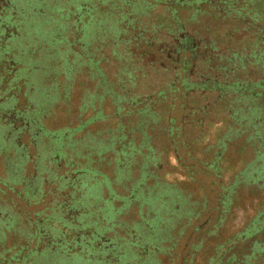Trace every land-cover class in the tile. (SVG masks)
<instances>
[{
	"label": "rangeland",
	"instance_id": "rangeland-1",
	"mask_svg": "<svg viewBox=\"0 0 264 264\" xmlns=\"http://www.w3.org/2000/svg\"><path fill=\"white\" fill-rule=\"evenodd\" d=\"M208 1L200 4L198 16L202 25L185 21L191 13L187 9L178 11L183 15L185 31L190 35L195 34V38L205 35L209 38L211 34L215 38L224 28L234 30L233 20L223 23L210 15ZM105 2L20 0L16 11L0 20V34L22 42L14 49L22 53V63L24 66L26 63L28 68L26 75L20 76L15 82H11L7 75L4 79L6 92L18 93V99H14L10 112L4 115V119L15 129L10 138L0 141V150L1 146L4 148L9 145L25 151V155L18 165L13 161L12 154L0 152V219L9 226L8 230L0 232V261L3 257L6 260L11 258V262L15 259V256L9 257L10 253L22 245L26 246L27 235L37 229V221L48 214V208L54 202H73L79 195L78 192L74 197L72 191L65 194L64 189H57L58 183L55 185V181L52 182L55 173L66 172H32L28 166V155L35 153L32 145L49 153L51 165V158L56 152L65 154L61 142L43 140L47 129L52 137L60 134V139L67 133V147L75 161L72 168H78L79 165L87 167L86 178L92 183L81 198L86 210L83 218L75 219L73 214H67L57 221L56 228L60 227L59 236L62 237L60 243H64V240H81L90 233L94 239L90 245H69L66 242L64 247L50 240V246L53 249L59 247L61 251L37 264H233L234 250L240 247L234 264H244V257L253 248L252 244H248L252 233H259L254 242L255 249L264 240V211L256 216L245 231L233 238L228 227H225L226 220L221 222L230 214L233 217L231 223L237 222L241 228L246 223V216L252 217L264 204L263 191L255 193L264 188V119L254 123V117L264 115V107L253 109L248 120H245L246 112L238 119L233 117L226 126L229 116H235L230 114L234 104L229 108L225 106L227 103L217 102L214 107H207V115L201 112L186 117L179 105V93L171 113L175 125L183 127L176 137L177 154L174 155L166 136H163L165 130L155 129L151 133V144L155 146L158 158L156 168L150 166V172L144 168L141 174L140 164H131L128 172L119 162L118 172H114V153L97 155L93 149L94 141L89 149L87 143L86 146L82 144V139L89 133L91 139L105 142L109 137L106 128L115 122V119L108 117L113 106L112 98L103 89L105 81L116 93L122 94L130 88V94L141 96L151 94L150 86L157 90L163 81H169L170 74L163 73L158 66L153 69L144 67L151 60L149 56L143 58L141 64L136 58L133 60L135 65L128 63L123 56L128 57L120 39L121 34L125 33L123 27L127 24L137 23L135 26L138 25L140 30L151 31L159 23L155 16L162 14L168 17L171 9L156 0H133L126 11H123L124 7L118 6L108 9L109 5ZM146 9L151 10L141 14ZM260 22L264 23V19ZM173 25L172 21L166 20L160 27V33L165 34L166 29ZM230 25L231 29L226 27ZM25 30L27 33L23 34ZM81 33L82 36H79ZM135 33L134 27H130L125 37L130 40L129 36L135 37ZM234 41L236 38L233 37L231 44L224 40L218 45L224 48L236 46ZM132 51L136 56L135 50ZM88 65H92L93 69L89 70ZM14 67L18 68L19 65L15 64ZM63 69H68L70 73L67 71L66 76ZM144 72L149 74L143 77ZM131 76L137 78L133 85ZM122 77H128L129 82L120 83ZM258 77L254 67L250 66L241 79L256 81ZM243 88L250 102L260 100L264 104L263 84L246 82ZM214 94L206 92L204 97L200 96L201 103L210 102ZM84 95L91 96L89 110H102L103 114L88 122L82 130L73 132L72 129L81 125L90 115L88 112L79 117L77 112ZM248 104L245 106L247 112ZM156 109L159 110L158 107ZM199 115L201 121L196 119ZM194 120L198 123H194ZM29 129L38 132L36 139L25 135ZM219 138L220 141L223 138V141L230 142L218 146ZM256 142L263 151L260 155L255 153ZM244 144L247 145L245 155L237 156L236 149L241 154ZM136 153L134 149V158ZM215 153L219 159H216ZM254 154L256 166L252 165L251 168H255V171L238 172L246 167ZM121 155L124 160L130 156L126 153ZM4 169H16L19 172H2ZM62 170L60 168L59 171ZM14 177L21 182L13 185L11 179ZM24 184L34 187L37 195L32 197V193L25 194ZM127 196L145 199L149 206H140V202L135 200L129 205ZM222 197L223 205L220 201ZM195 205L203 206L197 216L191 210ZM103 217L105 221L101 219ZM182 217L191 219L177 237L178 226L187 221ZM2 226L0 223L1 229ZM34 244L33 241L29 247ZM224 248L228 249L226 254ZM32 254L28 253V258ZM248 259L246 257V261ZM262 259L258 257L255 264H262Z\"/></svg>",
	"mask_w": 264,
	"mask_h": 264
},
{
	"label": "trees",
	"instance_id": "trees-1",
	"mask_svg": "<svg viewBox=\"0 0 264 264\" xmlns=\"http://www.w3.org/2000/svg\"><path fill=\"white\" fill-rule=\"evenodd\" d=\"M156 1L159 2V4L163 3L167 8L171 9L168 17L162 14L155 16V20L159 21V23H156V26L153 25L154 27H152L151 31L144 32L140 30L138 25L135 26L137 23L127 24L125 28L123 27L125 33L128 28L134 27V31H136L134 34L135 37H133V35L129 36L130 40H127L124 33L121 34L122 36L120 40L122 41L123 48L128 57L125 55L123 56L128 63L131 62L132 66L135 65L133 60L136 58L139 64H141L140 62H142L143 58L149 56L151 60L149 61V64L144 67L153 69L154 66H158L163 73L165 72L167 75L170 74L168 75V78L170 76L169 81L166 83L163 81L161 83L162 85H159L160 87L157 90H153L150 86L152 90L151 94L147 93L143 96L130 94V88L122 94L116 93V91H113L111 86L105 81L103 89L105 94L110 95V98H112L111 104L113 106L109 112L110 115H106V117L108 116L112 120L115 119V122L113 125L106 128V133L109 137L105 142L91 139L89 133L85 134L82 139V144L86 146L87 143L89 149L93 146L92 140L94 141L93 149L97 151V155H103L106 152L114 153V172H118L117 167L119 166V162H121L120 165L126 167L128 172H130L129 167L131 164L134 166L140 164L139 172H141V174H143L142 170L144 168H147L146 170L148 171L151 170L150 166L153 169L156 168L158 158L155 152V146L151 144V133L152 131H155V129L165 130V135L163 136L167 137H165V139L167 140L169 147L175 151H173L174 155L177 154L178 141L176 137L182 132L183 127L175 125V118L171 116V113L175 107L174 102L178 98L179 93V105L186 117L192 114L198 115L201 114V112L207 115L209 113L207 107H214L217 102L227 103L225 106H229V108H232V105L234 104L230 114L235 116H229V121L226 123V126L231 123L233 117L238 119L239 116H243L246 112L247 116H245V120H248L249 116L252 115L253 109L261 108V106L264 107V104L260 103V100L250 102V100L244 95L243 88L246 82L251 84L258 82L264 85V23L260 22L264 19V0ZM206 1L209 2L207 8L210 11V15L215 18L216 21L223 23L232 22L233 20L235 22L233 23L235 25L234 30L229 31L227 28H224L221 34L215 37L216 39L213 38L212 34L211 36L209 35V38H207L206 35L205 37L195 38V34L190 35L185 31V21L195 23L198 26L202 25L198 12L200 11V4H203ZM132 2L133 0H106L105 3L109 5L108 9L118 6L119 8L124 7L123 11H126L131 7ZM259 7L261 8L258 11L257 8ZM179 9H187V11L191 12H189L190 14H188L189 16L185 21L182 19L183 15L178 13ZM150 10L146 9L141 14L148 13ZM166 20L172 21L174 25L173 27H168L165 34H161L160 27ZM226 27L231 29V25L230 27ZM148 32L149 35L147 34ZM162 35L166 38H163ZM231 36L236 38V41H234V43L237 44L236 46L231 45L228 48H224L218 45V43L224 40L231 44V38H233ZM132 50H135L137 53L136 56ZM250 66L254 67L255 73L259 76L256 81L241 79ZM65 67L66 66H64V68ZM138 68H140V66H138ZM67 71L70 73L68 69H66V72ZM197 71H199V73H197ZM148 74L149 72L147 74L144 72L142 73V76L144 77ZM136 79V77L134 79V77L131 76L132 85L135 83ZM128 82V77L120 78V83L124 84ZM206 92H214L215 94L210 102L201 103L202 101L199 97H204ZM261 98L262 96L260 99ZM247 104L249 107L248 112L245 108ZM90 106L91 96L84 95L78 105L77 112L79 117L86 115L88 112L90 115L88 119L81 123V125L72 129L73 132L80 129L82 130L88 122L96 120L98 117H102V110L97 112L93 108V110H89V108H91ZM157 107L159 110L156 109ZM261 118L263 120L264 115H261L260 118L254 117V120H256L254 123ZM196 119L199 121L202 120L200 115L196 116ZM194 123H198V121L194 120ZM55 136L58 137L60 134ZM63 137L68 143L67 133H65ZM218 140V146L225 142L223 141V138H221V141L220 138ZM227 142H230V140L225 143L227 144ZM77 143L79 144V141H77ZM182 144L185 146L188 145L187 142H182ZM115 145H118V147L115 148ZM121 145H123V148H121ZM148 147H150L151 150ZM246 147L247 145L244 144L240 150L241 154H238V149H236L237 156L245 155ZM134 149L138 152L136 153L137 156L135 158L132 154L134 153ZM262 152V148L257 143V150L255 153L260 155ZM121 153H126L130 156L129 158H127L128 156L125 157L124 160L121 158ZM216 153V159H219V156H217ZM255 155L256 154H254L246 167L238 172H254L255 170L253 169L255 168L252 169L251 166H256L254 164ZM95 172L100 171H97L96 169ZM262 191L264 194V188H262V190L258 189L255 193L260 194ZM84 195L85 193L82 194L81 197ZM127 197L129 205L135 200V202H140V206H142V204L149 206L147 202H145V199H137L133 196ZM146 197H148V195H146ZM220 201L222 203L223 197ZM123 204H125V201H123ZM198 206L199 205L196 207L195 205L194 209H191L194 211L195 216L200 214L203 207ZM195 211L199 212L195 213ZM262 211H264V204L252 217L250 215L246 216L248 221L246 220V223L243 224L241 228L237 222H233L234 224L231 223L233 217L230 216V214L225 217L221 224L226 220L227 226L225 227H228L230 235H232L231 237L233 238L236 237L238 233L245 231L250 224L254 222L256 216ZM182 218L187 221L178 226L177 235H175L177 237L181 235V232L183 233V229L188 225V222L191 219L188 217ZM62 219L63 218L60 220ZM262 229L264 231V228ZM57 230L59 229H56V231ZM257 233H252L250 236L248 244H252L253 248L251 253L244 257V264H255L258 257L263 258L262 264H264V257L262 256L264 255V240L260 242L258 248L255 249L254 247V242L259 236V233ZM172 237L175 238L174 236ZM212 239L214 240L215 238ZM174 242L175 241H173V243ZM240 248L234 250V263L237 261V254L241 250ZM223 250L226 251L225 254L228 251L227 248H224ZM246 257H249L247 261ZM15 258H17V256H15Z\"/></svg>",
	"mask_w": 264,
	"mask_h": 264
},
{
	"label": "flooded vegetation",
	"instance_id": "flooded-vegetation-1",
	"mask_svg": "<svg viewBox=\"0 0 264 264\" xmlns=\"http://www.w3.org/2000/svg\"><path fill=\"white\" fill-rule=\"evenodd\" d=\"M20 3V0H0V20L2 17L6 15H10L16 11L18 8V4ZM27 30L22 31L23 34H26ZM15 32V31H14ZM79 36H82V33L79 34ZM22 44V42L18 40H13L10 38H7L6 36L0 34V141L6 140L10 138L14 134V129L10 124L7 122V120L4 119V115L8 114L12 107V102L14 99H18V93L14 94L12 91L6 92V87L4 85V79L6 78V75L9 76L10 81H17L20 76L26 75V66H24V63H22L23 55L22 53L19 54L18 51L14 49V47H18ZM19 65V67L15 68L14 65ZM89 70H92V65L87 66ZM5 71L4 74H1V72ZM63 73L67 76L68 73L63 69ZM69 77V76H68ZM24 78V77H22ZM11 90V88H10ZM42 102V101H40ZM39 102V103H40ZM78 108V106H77ZM30 130V129H29ZM47 133L44 131L45 135L43 136V140L46 142L47 140L51 141L52 139L56 142H61L63 145V149L65 150V154H60L59 152H56L54 154V157L51 159L53 160V164H50L49 159V153L47 151H42L37 149L35 145H32L33 148H35V153L33 155H28L30 159V163H28V166L32 168V172H66L64 174L55 173L52 178V182L55 181V185L58 183H62L61 181H71L72 184L68 186H63V191L65 194L72 191V193L79 192V195L73 202H67V203H61V202H54V205L50 208H48V214L42 220L37 221V229L33 230L32 233H29L27 235V240L25 241L26 246L22 245L20 249L14 250L11 256H17V258L12 259L14 263L11 262V258L6 260L5 257L2 258L3 264H37L44 262L46 258L56 256V252L58 253L61 251L59 247L65 246L66 244L73 245V244H79V245H90L93 241V235L90 233L85 238L81 240L72 239L71 241L64 240V243H60L62 240V237L59 236L58 231L60 230L57 227V221H59L61 218L66 217L67 214H73L75 219H82L83 216L86 213L84 204L81 200V195L88 192V187H86V184H89V179L86 178L88 175V168L79 165L78 168L73 169V165L75 164V161L73 159V156L69 153V148L67 147V142L65 143V139H60V136L52 137L49 130L45 129ZM26 136H29V138L36 139L38 132L35 129H32L28 131V133H25ZM29 141V140H28ZM48 144V143H46ZM36 150L40 151L37 152ZM6 152L10 153L13 156V161H16L18 165L21 164L22 159L24 158L25 151L18 149L14 146L5 145L4 148L1 146L0 152ZM37 152V153H36ZM16 164V163H15ZM16 164V165H17ZM60 168H63L62 171H59ZM2 172H19L16 169L9 170L4 169ZM15 185L17 182H21V180L17 179L16 177L11 179ZM28 183V181L26 182ZM24 186L25 194L29 195L32 193V197L34 195H37V192H34L35 188L32 186ZM85 186V187H84ZM11 189L13 190V186H11ZM31 195V194H30ZM103 221H105V218H101ZM4 220L0 219V223L4 226L3 229L0 227V232H2L4 229L8 230L9 226L5 225ZM42 222H48L46 225L52 229V232L46 233L41 235L40 229L42 227ZM56 229H59L56 231ZM56 231V232H55ZM50 240L55 241V243L59 246L56 249H53L52 246H50ZM35 242V244L32 247L31 243ZM67 242V243H66ZM66 243V244H65ZM32 252V257L28 258V253ZM5 258V259H4ZM59 262V259H58Z\"/></svg>",
	"mask_w": 264,
	"mask_h": 264
},
{
	"label": "water",
	"instance_id": "water-1",
	"mask_svg": "<svg viewBox=\"0 0 264 264\" xmlns=\"http://www.w3.org/2000/svg\"><path fill=\"white\" fill-rule=\"evenodd\" d=\"M62 183H59L58 185H57V189L58 190H63V186H68V185H70V184H72V182L71 181H61ZM88 183H90V181L88 182ZM92 186V183H90V185L89 184H86V187H88V191H89V189H90V187ZM85 187V186H84ZM87 192V191H86ZM48 222H42V227H41V229H40V234L41 235H43V234H46V233H51L52 232V229H50V227H48V225H46Z\"/></svg>",
	"mask_w": 264,
	"mask_h": 264
},
{
	"label": "crops",
	"instance_id": "crops-1",
	"mask_svg": "<svg viewBox=\"0 0 264 264\" xmlns=\"http://www.w3.org/2000/svg\"><path fill=\"white\" fill-rule=\"evenodd\" d=\"M77 196V193H75V196L74 197H76Z\"/></svg>",
	"mask_w": 264,
	"mask_h": 264
}]
</instances>
